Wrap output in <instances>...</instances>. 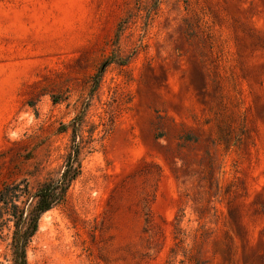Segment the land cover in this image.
Instances as JSON below:
<instances>
[{
  "label": "rangeland",
  "instance_id": "rangeland-1",
  "mask_svg": "<svg viewBox=\"0 0 264 264\" xmlns=\"http://www.w3.org/2000/svg\"><path fill=\"white\" fill-rule=\"evenodd\" d=\"M73 144L29 264H264V0H0V189Z\"/></svg>",
  "mask_w": 264,
  "mask_h": 264
},
{
  "label": "trees",
  "instance_id": "trees-1",
  "mask_svg": "<svg viewBox=\"0 0 264 264\" xmlns=\"http://www.w3.org/2000/svg\"><path fill=\"white\" fill-rule=\"evenodd\" d=\"M105 67L106 64L96 75V85ZM79 155V144H73L60 177L48 179L36 189H31L24 181L4 184L0 189V240L3 238L5 221L12 223L13 264H29L27 248L39 229L41 217L66 201L72 184L81 174ZM5 214L8 215L6 220Z\"/></svg>",
  "mask_w": 264,
  "mask_h": 264
}]
</instances>
